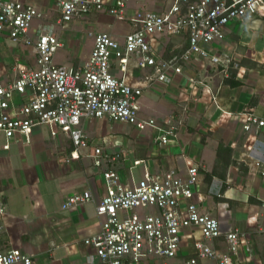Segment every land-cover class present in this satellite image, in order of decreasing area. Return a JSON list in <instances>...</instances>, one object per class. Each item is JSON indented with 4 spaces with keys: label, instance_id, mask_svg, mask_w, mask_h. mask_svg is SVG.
Listing matches in <instances>:
<instances>
[{
    "label": "crops",
    "instance_id": "crops-1",
    "mask_svg": "<svg viewBox=\"0 0 264 264\" xmlns=\"http://www.w3.org/2000/svg\"><path fill=\"white\" fill-rule=\"evenodd\" d=\"M21 1L34 4L44 13L34 21L30 31L33 37L40 23L53 24L56 31L53 20L61 17L58 0ZM151 2L158 7L153 0H130V10ZM56 12L59 17L54 19ZM93 15L99 26L111 29L95 30L94 24L89 25L94 36L92 49L99 32L123 37L112 29L117 20L105 12L93 11L81 17ZM68 26L73 35H59L60 49L71 46V54H65L67 63L83 65L90 56L83 58L80 51L87 33L71 23ZM0 40L16 46L11 49L15 62H6L11 70L7 67L0 81L13 80L16 65L35 66L36 54L31 46L13 41L7 32H0ZM163 45L178 51L186 40L175 37L168 43L164 39ZM209 49L222 60H239L240 67L232 68L226 76L222 65L196 56L183 65L180 74H171L170 83L155 80L144 88L140 116L155 118L163 125L170 121L177 127V136L167 144L160 142L158 130L147 125L89 119L82 122L89 145L80 147L79 158H74L71 138L64 133L61 139H55L48 133L50 125L35 127L30 141L15 136L9 149L4 148L7 139L0 132V200L6 209L0 214L4 227L0 249L21 250L33 257V264L34 254L43 261L39 264H91L87 258L93 248L84 240L101 230L104 218L97 214L96 207L107 191L102 173L111 164L105 159L100 167L94 164L95 146H99L104 154L115 156L112 167L129 187L143 182L150 172L177 168L186 174L189 165H199L200 182L195 194L205 195L200 208L216 216L223 231L215 246L228 250L225 233L239 228L246 233V241L234 256L236 264H264V126L254 125L250 130L244 127L247 112L264 119V16L231 23L226 38ZM55 61L62 62L56 56ZM141 73L135 70L128 76L136 81ZM128 145L133 153L127 150ZM86 190L92 192L93 199L63 208L70 195ZM193 200L197 202L194 196ZM188 230L200 236L196 227ZM190 242L184 243L180 255L170 259V264H181L190 256Z\"/></svg>",
    "mask_w": 264,
    "mask_h": 264
},
{
    "label": "built area",
    "instance_id": "built-area-1",
    "mask_svg": "<svg viewBox=\"0 0 264 264\" xmlns=\"http://www.w3.org/2000/svg\"><path fill=\"white\" fill-rule=\"evenodd\" d=\"M129 1L58 0V25L98 11L131 26L122 38L111 32L95 34L90 57L83 65H75L55 61L62 42L53 24L40 23L36 36L30 34L34 21L44 16L41 10L21 0H0V32H7L15 42L23 41L36 54L34 67L16 65V77L0 81V132L7 139L5 149L17 135L30 141L35 127L58 125L75 146L74 158H79L77 150L89 145L82 129L83 120L89 119L147 125L158 130L160 142L167 144L177 136V127L170 121L163 125L140 116L147 82L170 83L171 74H180L196 56L222 65L230 76L232 68L240 67L239 60H222L209 46L226 38L231 23L251 22L264 14V0H153L157 8L134 11ZM175 37L184 38L187 47L168 58L169 47H163V40L169 43ZM135 70L142 73L132 81L128 74ZM245 119L247 130L264 126V119L255 112H247ZM94 151L96 166H102L104 159L111 164L102 173L107 191L96 207L104 218L101 230L84 240L93 248L89 263L170 264L191 240L190 256L181 264H236L234 256L246 233L230 230L225 233L228 250L215 246L223 234L220 220L193 200L200 182L199 165H189L186 174L177 168L150 172L143 182L129 187L112 167L115 156L104 154L99 146ZM91 199L90 190L74 193L63 208ZM5 212L0 200V214ZM195 227L199 237L188 230ZM3 228L0 224V232ZM0 264H33V257L13 248L0 249Z\"/></svg>",
    "mask_w": 264,
    "mask_h": 264
},
{
    "label": "rangeland",
    "instance_id": "rangeland-1",
    "mask_svg": "<svg viewBox=\"0 0 264 264\" xmlns=\"http://www.w3.org/2000/svg\"><path fill=\"white\" fill-rule=\"evenodd\" d=\"M140 7H149L151 9H154V5H152V2H151V4L149 6H140ZM52 16H54L53 17L54 19H57L59 17L58 16V12H56ZM53 21H54V23H56V20H53ZM69 23L75 25L74 27L81 28L83 31H85L87 33V36H88L87 40H86V42L84 43V45L82 46V48L80 50L83 58L88 57L91 54V52H92V44H93L94 36L90 34L89 25L90 24H94L95 30H97V29L100 30L102 28L103 29H107V30L111 29V28H108L106 26H103V27L99 26L97 24V22L95 21L94 15L90 16L89 18L76 17V18H74L72 20V22L67 21V22L63 23L62 25H58V24L56 25V32H57L58 35L61 36V38H67V37H65V35H73V31L71 29L72 27L70 28V26H68ZM112 29H116V31H120L123 34H126L127 32L130 31V26H129L128 23H126L124 21L117 20V21H115L114 27ZM63 41H66V40L63 39ZM7 42H5L3 40H0V52H1V57H2V59H0V78H4L5 77V73L7 72L6 68L8 67V69L11 70L10 65H12V63L15 62L14 61L15 58H14L12 52H11V49H12V47L15 46V44L14 43H10V41H7ZM21 47H23V48H22L20 53L23 54L24 46H21ZM71 51H72L71 46L70 47L64 46L61 49L59 48L58 53L56 55L57 60H61L62 61L61 63L69 64V63H67V61L65 59V54L66 53L67 54H71ZM6 62H9L10 65H6ZM147 128H149V127H147ZM48 133H49V135H51L55 139H61L63 137V135H64V132H63L62 128H60L58 125H50ZM124 144L126 145V142ZM129 145H128V149L127 150L133 153V150H131V146L129 147ZM135 145H136V143H135ZM130 166L131 165L129 163H127V167H130ZM204 197H205V195H203V194H199V196H197V194L194 195V199L198 202L199 206H200V203H199L200 200H203ZM145 209L148 212L150 211V209H148V208H145ZM34 256H36V264H39V263L43 262V261H41V258L39 257V255L34 254Z\"/></svg>",
    "mask_w": 264,
    "mask_h": 264
},
{
    "label": "trees",
    "instance_id": "trees-1",
    "mask_svg": "<svg viewBox=\"0 0 264 264\" xmlns=\"http://www.w3.org/2000/svg\"><path fill=\"white\" fill-rule=\"evenodd\" d=\"M261 16H262V15H261ZM263 16H264V14H263ZM186 47H187V45H185L184 47H182L181 50H178V51H176V50H174V51H170V49H167L165 55H166V57L169 58V57H171V56H173V55H175V54H179V53H181V51L184 50Z\"/></svg>",
    "mask_w": 264,
    "mask_h": 264
}]
</instances>
